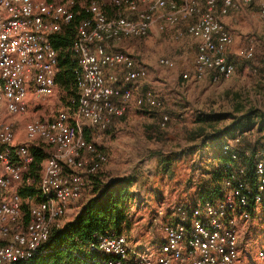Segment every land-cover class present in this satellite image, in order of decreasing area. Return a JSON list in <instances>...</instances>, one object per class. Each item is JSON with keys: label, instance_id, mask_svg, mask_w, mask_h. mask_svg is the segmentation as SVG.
Wrapping results in <instances>:
<instances>
[{"label": "built area", "instance_id": "obj_1", "mask_svg": "<svg viewBox=\"0 0 264 264\" xmlns=\"http://www.w3.org/2000/svg\"><path fill=\"white\" fill-rule=\"evenodd\" d=\"M245 5L257 9L264 24V0L81 3L80 9L89 16L79 24L72 44L80 93L75 115L58 111L47 118L34 117L23 129L28 140L53 148L38 183V201L30 204V219L24 225L23 198L9 189L23 180L33 155L27 143H17L18 123L4 116L27 113L30 94L43 99L56 92L59 58L49 38L63 31L77 11L75 0H0V264L35 255L51 229L61 226L69 204L81 198L86 177L108 162L107 152L91 136L127 113L135 83L149 74L132 54L116 49V41L145 37L189 21L177 37L186 34L196 42L192 74L198 81L216 84L236 69L229 54L235 36L222 17ZM249 42L237 54L254 60L255 46ZM158 62L175 67L169 57H160ZM260 65L264 66V59ZM252 70L257 73L258 65ZM189 77L183 73L184 79ZM136 104L164 108L163 100L151 90L138 95ZM83 120L89 122L88 129L82 126ZM168 121L169 116L162 113L160 126L165 128ZM238 141L228 139L222 148L232 161L240 159ZM244 155L251 156L250 151ZM252 159L255 185L244 181L242 167L225 178L220 197L173 208L172 217L161 226L164 241L159 255L154 254L156 260L135 249L123 233L106 232L94 236L89 246L92 256L74 264H242L239 221L251 220L264 201V145ZM245 264H264V248L258 249L256 262Z\"/></svg>", "mask_w": 264, "mask_h": 264}, {"label": "rangeland", "instance_id": "obj_2", "mask_svg": "<svg viewBox=\"0 0 264 264\" xmlns=\"http://www.w3.org/2000/svg\"><path fill=\"white\" fill-rule=\"evenodd\" d=\"M243 14V8L231 9L229 13L237 18L239 24L233 33L235 43L229 50L236 69L230 78L216 84L208 81L182 82L183 72L192 73L196 56L194 39L186 34L177 37L178 33L184 32L189 21H183L158 34L123 38L115 43L116 49L132 54L156 79L164 81V84H160L161 91L158 89L164 97V108L148 114L133 109L123 119L116 120L111 134L100 131L92 134L91 138L108 154V162L95 174L106 182L132 177L134 202L125 204L132 226L122 233L135 249L154 260V254L159 255L164 241L161 226L166 222L164 213L168 203L180 201L184 195L189 198L196 184L203 181L197 152L189 150L181 155V151L200 142L201 137L195 135L202 125L197 120L198 115H220L222 120L218 126L226 127H231L238 120L246 121V117L251 116L252 122L256 123L255 132L250 136L251 143H264V131L256 132V126L264 123V66L260 65L264 59V24L258 18L257 9ZM250 40L255 46L254 60L244 59L237 54L238 49L249 44ZM160 57L172 58L175 67H162L158 62ZM254 65H258L257 73L252 70ZM172 77L175 81L170 82ZM31 98L35 97L31 94ZM41 101L45 114L34 116V109L33 112L18 115L15 122L19 129H24L26 123L34 117L41 118L47 113L50 116L61 111L71 117L75 115V108L71 107L72 97L59 85L53 95ZM161 113H166L171 119L166 128L160 126ZM16 116L7 113L4 118L13 121ZM82 126L88 129L89 122L83 120ZM27 140L26 145L31 150L33 144L42 149L49 148L41 141L37 143ZM223 142L222 136L216 140L218 151ZM87 185L86 181L84 196L71 207L78 210L88 199L90 189ZM38 197V192L23 197V204L29 208L31 203L38 201ZM74 216L65 214L60 221L61 226ZM238 233L241 263L256 262L258 249L264 248V211L260 205L251 220L239 221Z\"/></svg>", "mask_w": 264, "mask_h": 264}, {"label": "trees", "instance_id": "obj_3", "mask_svg": "<svg viewBox=\"0 0 264 264\" xmlns=\"http://www.w3.org/2000/svg\"><path fill=\"white\" fill-rule=\"evenodd\" d=\"M87 1L75 0L77 13L74 19L63 31L53 34L49 38L52 46L58 51L57 85L72 97L71 107L73 109L76 108L80 93L74 76L78 62L72 51V44L76 38L79 24L89 16L83 9H80L81 3ZM123 117L112 119L104 133L111 134L114 131L116 120L123 119ZM246 118V121L238 120L231 127H226L225 125L218 126L222 120L220 115H214V117L207 114L198 115L197 120L202 125L195 132L196 136H203L204 138L213 136L218 139L229 134V137L219 147V154L216 156L217 166L211 171L210 178L201 184L202 197L204 198L202 201L220 197L225 178L232 172L238 173L242 167L245 168V175H242L244 181L252 185L256 184L252 155L263 147L264 143H251L250 136L253 135L252 132H255L256 123L252 122L251 116ZM263 131L264 123L256 126V132ZM228 139H239L236 145V150L240 154L238 161H232L230 155H225L222 152V148ZM246 150L250 151L251 156L244 155ZM31 152L33 161L25 173V177L29 181H25V186L20 192L22 198L33 196L38 192L37 185L41 177L42 163L47 158V154L39 149L34 150L32 148ZM86 181L90 195L82 203L80 212L73 220L68 221L63 226L53 227L48 239L35 255L8 264H74L84 262L92 256L89 246L96 234L106 232L122 234L123 230L131 228L132 222L125 204L126 202H134V193L131 189L132 177L106 182L93 174L86 177ZM261 207L264 211V201ZM22 208L25 211L28 209L25 204ZM24 221H28V216L24 217Z\"/></svg>", "mask_w": 264, "mask_h": 264}, {"label": "crops", "instance_id": "obj_4", "mask_svg": "<svg viewBox=\"0 0 264 264\" xmlns=\"http://www.w3.org/2000/svg\"><path fill=\"white\" fill-rule=\"evenodd\" d=\"M243 9H244V14L243 15H245V14H247V12H250L252 9H255V8L252 7V6H249V5H245L243 7ZM222 19H223L224 23L226 24V26L230 30H232L233 33H234V30H236L238 25H239V24H237V18L234 17V15H229L228 14V15L222 17ZM154 34H158V33H154ZM183 73H185V72H183ZM183 73H182V80H183L182 82L183 83L184 82L185 83H189L191 81L198 82V83L207 82L206 80H204V81L196 80L192 73L190 74V77L188 79H184L183 78ZM172 81H175V79L173 77L170 79V82H172ZM160 84H164V81L162 79H156L155 76L153 75V73H150V72H149L148 76L145 79L137 81L135 83V85H134L133 96H132V98H131V100L129 102V108H128L127 112L129 113L131 110L135 109L137 111H140L141 113L148 114V112H153L155 110H159L158 108L150 107L147 104H145L143 106H138L136 104V97L138 95H140V94L145 93L148 90H151L155 95L159 96L161 99H164V97L161 96L160 92L158 91V89L161 91V89H160L161 85ZM41 100L42 99L31 98V94H30L28 96V99H27L28 104H29L28 112H30V111L33 112V110L35 109V115L34 116H36L38 114H41V115L45 114L44 105H43V102ZM49 114L50 113H47V115L41 116V118H47V117H49ZM161 115H162V113H161ZM161 115H160V120H161ZM17 118H18V115L13 119V121L17 120ZM170 120L171 119L169 118L168 124H169ZM197 137H201L200 142L196 146L191 147L190 149H186L184 151H181L182 152L181 155H184V153L186 151H189V150L197 152L196 154H198V157H197L198 161L201 162V166L199 167V169H201L203 171L201 173L203 181H200L199 183L196 184L195 191H194L193 195H191L189 198L184 195V196L181 197L180 201L169 202L168 203L167 209L165 210V213H164V216H165L166 220H168V219H170L172 217V211H173V208L175 206H178V205H194V204H197L199 201H202L204 199L202 197L203 193H202L201 184L205 180H208L210 178L211 171L217 166L216 156H218V154H219V151H218L217 146H216L217 137H213V136H211L209 138H204L203 136H197ZM227 137H229V134L222 136V138L224 140ZM26 140L27 139L25 137L24 130L20 129L18 131V134H17V143H26ZM32 148H34V150L35 149L42 150L43 152H45L47 154V157L50 154V152L53 150V148H51V147H49V149H42V147H39V146H37L35 144L32 145ZM26 172L27 171H25L24 174H23V180L21 182L14 183V185L9 189V192L16 191V192H18L20 194L21 190L25 186V181L27 180V178L25 177V173ZM25 178H26V180H24ZM84 192H85V189L83 191V194H82L81 198L84 196ZM166 200H169V199L167 198ZM75 203L76 202H72V203L69 204L68 209L66 211V215L67 214H75V216H76L80 212L81 207L78 210L73 208V207H71V206L75 205ZM159 213L161 214L162 212H159ZM23 216L24 217L28 216V221H29V219H30L29 208L26 211L23 208ZM71 220H73V219H69V221H71ZM28 221H23V224L25 225Z\"/></svg>", "mask_w": 264, "mask_h": 264}]
</instances>
